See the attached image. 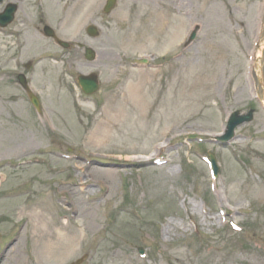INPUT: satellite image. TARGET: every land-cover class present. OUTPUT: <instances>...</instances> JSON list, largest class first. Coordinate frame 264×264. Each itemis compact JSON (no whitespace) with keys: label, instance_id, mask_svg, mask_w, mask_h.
<instances>
[{"label":"rangeland","instance_id":"rangeland-1","mask_svg":"<svg viewBox=\"0 0 264 264\" xmlns=\"http://www.w3.org/2000/svg\"><path fill=\"white\" fill-rule=\"evenodd\" d=\"M43 1L74 53L35 68L36 109L18 83L20 50L0 34V264H264V0H118L108 15L105 0ZM143 57L153 66L133 68ZM92 72L101 86L86 95L74 81ZM118 101L132 126L101 145ZM251 109L230 146L213 143L230 113Z\"/></svg>","mask_w":264,"mask_h":264},{"label":"flooded vegetation","instance_id":"flooded-vegetation-1","mask_svg":"<svg viewBox=\"0 0 264 264\" xmlns=\"http://www.w3.org/2000/svg\"><path fill=\"white\" fill-rule=\"evenodd\" d=\"M10 4L16 5V11L14 15V19L12 24L8 27L4 28L3 31H7L8 35H4L5 37L11 38H41L46 43L43 44L42 47L43 53L40 55L42 58H46L49 55L48 50H50L53 45L54 41L52 39H48L44 35L43 27L47 25L48 22V12L39 11L38 9V0L36 2H32L31 0H5L0 8L1 12H4ZM82 43L79 42L77 49L82 50L83 55L81 56V60H84V49L81 46ZM73 51V47L70 48ZM73 56V55H72ZM20 57V56H18ZM29 58H35V56H30ZM25 62V61H24ZM22 64V67L26 69H31L35 60H28V62Z\"/></svg>","mask_w":264,"mask_h":264},{"label":"bare ground","instance_id":"bare-ground-1","mask_svg":"<svg viewBox=\"0 0 264 264\" xmlns=\"http://www.w3.org/2000/svg\"><path fill=\"white\" fill-rule=\"evenodd\" d=\"M214 17H218V15H214ZM225 16L222 15L221 18H224ZM226 19V18H225ZM225 19H224V22H225ZM223 22V23H224ZM235 22V20L233 21ZM224 23L225 27L223 28L226 32L228 33H233L235 34L237 31H236V24L235 23ZM183 33H179V31H173V33L170 34V38L172 39V42L173 41H176V40H179L181 38V35ZM223 46V45H222ZM225 48V46H223ZM193 60H191V64H192ZM175 78H174V81L171 83V87L174 86L175 84ZM117 105V108H115V110L118 112V117H115V118H112L111 120H108L106 122H102L100 123L101 126H102V130L100 131L102 133V138H103V141L101 140V145L103 144H113L112 142L116 141V138H117V135L119 134L120 136V129L121 127L124 128V129H128L130 130V127L132 126V123L129 122L128 120V115L126 114H129L131 111H132V107H129L126 103H120L119 101L116 103ZM147 105L148 104H145L144 107L142 108L141 107V112H147L148 111V108H147ZM158 119L160 120L161 119V114H158ZM122 125V126H121ZM159 129V124L155 127V130H158ZM168 130V127L166 128ZM148 128L146 126V128L144 129V133L141 135V136H144L142 137V140H146L148 138H150L149 135L145 134V132H147ZM166 130V131H167ZM118 136V137H119ZM123 139L122 137L119 138V140ZM99 140V141H100ZM145 143H142L141 145V148L143 150L147 149V147H145Z\"/></svg>","mask_w":264,"mask_h":264},{"label":"water","instance_id":"water-1","mask_svg":"<svg viewBox=\"0 0 264 264\" xmlns=\"http://www.w3.org/2000/svg\"><path fill=\"white\" fill-rule=\"evenodd\" d=\"M2 0H0L1 2ZM116 3V0H108V4L105 8L106 12H110L111 9L114 7ZM48 29V34H51V28H47ZM89 33L93 36L98 35V31L95 27L91 26L88 29ZM87 57L89 59H94L95 57V52L92 49H87ZM143 62H146L145 60H143ZM79 84L82 87V89L87 93V94H92L94 92H96L99 89V77L97 74H91L89 76H80L79 77ZM35 101V99H34ZM35 103L37 104V102L35 101ZM253 113L250 112L248 115H240L239 112H235L229 122V126H228V131L226 133L225 136H223L221 138L222 143L226 144L228 142H230L231 140H233L234 138V131L236 129V127L241 126L245 123H249L253 120ZM211 161H213L216 170H217V166H216V160L214 158L213 155L210 156Z\"/></svg>","mask_w":264,"mask_h":264}]
</instances>
